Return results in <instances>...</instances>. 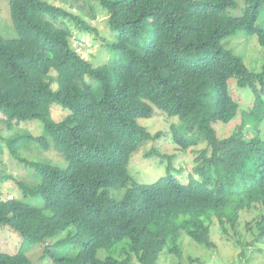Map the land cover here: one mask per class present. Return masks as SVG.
Wrapping results in <instances>:
<instances>
[{
	"label": "trees",
	"instance_id": "16d2710c",
	"mask_svg": "<svg viewBox=\"0 0 264 264\" xmlns=\"http://www.w3.org/2000/svg\"><path fill=\"white\" fill-rule=\"evenodd\" d=\"M61 1L67 9L44 0H9L17 38L0 34V122L7 131L30 121L42 126L38 136H0L31 177L17 182L20 197L0 194V228L9 227L24 240L13 243L15 251L21 245L15 254L0 253V264H32L29 246L45 245L69 228L75 235L44 246L40 259L132 264L136 258L139 264H157L165 252L182 262V235L216 249L213 226L237 234L242 213L257 211L253 223L245 224L250 240L237 241L246 256L264 240V139L256 132L264 122V64L251 70L221 43L242 30L264 48V28L256 25L264 0H244L238 16L229 14L238 0H89L106 11L100 15L116 34L106 48L113 58L98 67L81 55L75 44L80 39L65 24L97 35L77 14H94V7L87 0ZM54 104L70 113L56 121ZM157 110L179 118L169 127L172 143L193 149L195 165L186 184L178 179L173 156L155 147L145 158L159 157L166 176L138 184L129 173L133 154L164 135L139 123ZM216 123H233L231 132L219 136ZM49 151L67 168L46 157V162L30 158ZM9 180L13 175L0 170V183ZM112 188L123 191L120 197L109 192ZM79 235L86 242L78 254L52 250L73 244ZM118 244L119 259L97 258L99 250Z\"/></svg>",
	"mask_w": 264,
	"mask_h": 264
},
{
	"label": "rangeland",
	"instance_id": "374dc122",
	"mask_svg": "<svg viewBox=\"0 0 264 264\" xmlns=\"http://www.w3.org/2000/svg\"><path fill=\"white\" fill-rule=\"evenodd\" d=\"M50 5L63 7L67 9L66 3L61 0H44ZM9 0H0V34L5 40H12L17 38V34L13 28L10 11H9ZM86 5L89 7H94V14H85L77 12L78 16L85 22L91 23L90 25L98 31L97 35L92 32L80 31L75 27L72 22L65 21L67 28L71 31L74 38L80 39L76 40L75 44L81 53V55L88 59L94 67L102 66L107 64L114 55L107 52V44L112 43L116 40V34L108 32V27L105 20L100 15V13L105 14L106 11L101 7V5L96 1H85ZM238 7L236 9L229 10V14L233 16L241 15L243 9L245 8L244 0H238ZM75 6V5H73ZM71 7H69L70 9ZM70 11V10H69ZM96 16V21L91 18ZM62 22V21H60ZM257 27L264 28V12L259 16ZM105 39V40H104ZM106 45V47H105ZM221 45L231 50L235 55L243 58L246 66L255 71H260L264 64V48L258 44L256 37H247L242 30H238L233 36L224 39ZM235 87L234 83L230 85V89ZM243 90V89H242ZM242 90H238L243 92ZM245 90V89H244ZM244 93V92H243ZM240 104V110L243 107ZM51 113L56 121H60L65 118L70 112L64 110L62 107L54 104L51 108ZM4 117L0 115V119ZM139 123L147 129L148 132L154 134L157 132H163L164 135L155 144L153 141L145 143L140 149L133 154L128 170L132 176L134 182L138 184H152L160 180L162 177L166 176V165L161 163V159L157 156H152L145 158L146 154L150 153L153 147L159 149L161 154H167L173 156V165L180 173L178 179L182 183H188L189 177L192 174L193 167L195 165V156L192 150L183 151L181 148L175 146L170 137V129L172 125L179 124L178 117H169L166 114L156 111V114L149 119H141ZM233 123L229 125H222L216 123L214 125L215 129H218L219 136L224 137V135L231 132ZM41 124L37 121L24 122L19 124L16 129L12 131H7L5 124L0 122V136L3 138H9L16 135L17 133L29 132L34 136L41 135ZM168 129V130H167ZM165 130V131H163ZM258 134L264 139V122L257 129ZM167 134V135H166ZM169 134V135H168ZM224 134V135H223ZM247 134L253 136L254 132L247 129ZM0 145L3 147V153L0 155V170L2 173L11 174L14 180H9L0 183V194L4 199H11L15 197H20V191L17 187L18 181H31L30 174L25 169L23 165H18L10 155L6 143L0 140ZM45 157L51 160L54 166L61 169L67 168V163L55 155L54 152L49 151L42 153V155L35 154L30 157L31 160L46 162ZM166 163V162H165ZM176 175V172H174ZM177 176V175H176ZM115 188L109 189V192L115 193L118 197L122 194L115 192ZM257 211L244 212L241 215L240 224L237 228V234L229 231L227 234H223L219 230L213 229V241L216 245V249H206L200 245L192 242L188 237L182 235L179 244L183 248V258L182 262L179 261L175 256H169L163 252L157 264H264V240L261 241L257 246L251 249V251L244 256L242 254V247H237V241H241L243 244L249 241V234L246 231L245 224L247 222H252L257 218ZM216 220V219H215ZM66 233L74 234V228H69L66 232L58 237L51 238L47 242L40 245L29 246V251L27 256L31 260L32 264H55L48 256L45 255L43 259H40L43 255L44 246H53L59 239V237L66 235ZM21 242L23 245L24 240L9 227L0 228V253H7L9 255L15 254L20 249L21 245L15 251V245L13 243ZM86 242V238L79 235L77 240L73 244H68L65 246H54L52 248L56 253H62L70 251L73 254H78ZM250 249V248H249ZM121 244L114 245L111 250L107 251L105 249L99 250L97 252L98 259H105L108 256H113L115 258L121 257L120 254ZM189 258L193 259L192 263ZM196 260V261H195ZM132 264H139L134 258Z\"/></svg>",
	"mask_w": 264,
	"mask_h": 264
}]
</instances>
